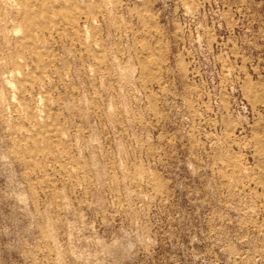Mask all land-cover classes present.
I'll use <instances>...</instances> for the list:
<instances>
[{"label": "rangeland", "instance_id": "obj_1", "mask_svg": "<svg viewBox=\"0 0 264 264\" xmlns=\"http://www.w3.org/2000/svg\"><path fill=\"white\" fill-rule=\"evenodd\" d=\"M0 264H264V0H0Z\"/></svg>", "mask_w": 264, "mask_h": 264}]
</instances>
